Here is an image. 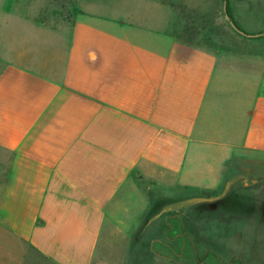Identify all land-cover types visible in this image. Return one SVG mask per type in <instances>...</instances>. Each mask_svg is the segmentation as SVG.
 I'll use <instances>...</instances> for the list:
<instances>
[{
  "label": "crops",
  "instance_id": "1",
  "mask_svg": "<svg viewBox=\"0 0 264 264\" xmlns=\"http://www.w3.org/2000/svg\"><path fill=\"white\" fill-rule=\"evenodd\" d=\"M127 16L78 14L0 66V216L52 264H93L132 175L184 178L205 146L243 150L246 190L264 184V55Z\"/></svg>",
  "mask_w": 264,
  "mask_h": 264
},
{
  "label": "rangeland",
  "instance_id": "2",
  "mask_svg": "<svg viewBox=\"0 0 264 264\" xmlns=\"http://www.w3.org/2000/svg\"><path fill=\"white\" fill-rule=\"evenodd\" d=\"M133 13H150L154 28L210 50L264 55V0H0V66L42 34L62 37L78 14ZM5 32L15 33L9 50ZM246 156L205 146L184 178L132 175L134 188L104 223L93 264H264V184L246 190ZM0 264L52 263L0 216Z\"/></svg>",
  "mask_w": 264,
  "mask_h": 264
}]
</instances>
